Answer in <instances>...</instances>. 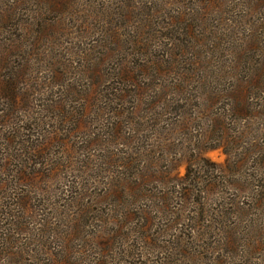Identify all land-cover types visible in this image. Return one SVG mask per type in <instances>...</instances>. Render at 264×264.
<instances>
[{
  "label": "rangeland",
  "instance_id": "374dc122",
  "mask_svg": "<svg viewBox=\"0 0 264 264\" xmlns=\"http://www.w3.org/2000/svg\"><path fill=\"white\" fill-rule=\"evenodd\" d=\"M0 264H264V0H0Z\"/></svg>",
  "mask_w": 264,
  "mask_h": 264
}]
</instances>
